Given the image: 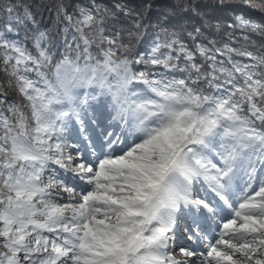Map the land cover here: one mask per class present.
Returning a JSON list of instances; mask_svg holds the SVG:
<instances>
[{"label": "snow or ice", "instance_id": "snow-or-ice-1", "mask_svg": "<svg viewBox=\"0 0 264 264\" xmlns=\"http://www.w3.org/2000/svg\"><path fill=\"white\" fill-rule=\"evenodd\" d=\"M241 3L264 15V0ZM34 6L51 11L0 0V264H196L199 239L200 264H264V54L193 51L165 28L147 37L121 3L69 13L57 0L53 34ZM29 25L31 37H9ZM96 96L131 140L88 115Z\"/></svg>", "mask_w": 264, "mask_h": 264}, {"label": "trees", "instance_id": "trees-1", "mask_svg": "<svg viewBox=\"0 0 264 264\" xmlns=\"http://www.w3.org/2000/svg\"><path fill=\"white\" fill-rule=\"evenodd\" d=\"M34 5L41 2L46 4L51 11L41 9L37 12L36 7H33V12L36 13V19L39 22L41 30L49 29L55 33L57 28L56 13L53 7L57 0H27ZM66 5H69L67 11L74 13L76 8H91L99 5L101 9L114 11L116 3L127 4L131 9L140 13L143 16L144 28L141 32L147 37L155 35L161 28H165L170 32H175L180 39L193 51L196 44H203L209 48L222 47L223 44L229 43L235 48H244L256 54H264V32L252 31L250 29H241L237 27L236 16H243L245 19L252 21L255 24L264 26V15L254 12L241 3V0H64ZM150 5V7H148ZM42 13V15H41ZM103 14V13H102ZM33 26L29 25L28 30L20 28L18 32L9 34L11 39H23L26 35L31 37L30 31ZM63 27V23L59 25ZM199 29V32H197ZM191 33V36H189ZM231 38V39H230ZM125 43H129L125 39ZM132 51H145L147 48V40L137 45L134 39L131 42ZM26 46L35 54V49L32 48V40L29 38L26 41ZM95 48L93 52L95 53ZM220 59L221 57H217ZM234 59H242L235 57ZM196 62L200 63L201 58L197 55ZM243 62H248L246 58ZM181 66L183 59L181 58ZM142 70L140 66L135 69ZM159 71L160 69H152ZM186 75V74H185ZM177 78H181L178 76ZM6 80V77L0 72V81ZM198 87L211 92L207 88L206 82H198ZM10 99H15L23 103V99L15 92L14 89H6Z\"/></svg>", "mask_w": 264, "mask_h": 264}, {"label": "rangeland", "instance_id": "rangeland-1", "mask_svg": "<svg viewBox=\"0 0 264 264\" xmlns=\"http://www.w3.org/2000/svg\"><path fill=\"white\" fill-rule=\"evenodd\" d=\"M89 91H91V89H89ZM79 95H80L81 99L84 98V90L83 89L79 90ZM93 95H95V93H93ZM86 107H87L88 115L90 117L96 119L97 117H99V115H101L103 117V119H105L104 121L107 122L105 125L112 124L114 127H116L117 124L120 125V127L118 128L119 134H117V136H119L120 133L123 132V135L120 138L121 140H124L125 137H127L129 140H131L133 138V137H129L128 136L127 129L124 127L122 121H119V120H115L114 121V120H112V115H114V113L110 114L111 113V109L107 106V98L106 97H104V96H96V99H94V100L93 99H89L88 102H87ZM94 110H98L97 115L95 114ZM92 113H94V115H92ZM72 123L75 126V121H73ZM106 128L108 129V127H106ZM109 132H112V131H109ZM67 134H70V133H66V138H67ZM115 138H116V136L113 139H115ZM68 141L69 142L70 141H74V136H71L70 139H68ZM69 150L71 151V149H69ZM199 189H200V185H196L195 189H194V192H193L194 197L196 195V192L199 191ZM199 194L200 195L201 194L204 195L203 192H200ZM226 210L227 209H225V211ZM227 212H228V210H227ZM228 218H231V217L229 216ZM215 221L217 222V225L222 226L223 221L220 220L219 217H217L215 219ZM182 223H184V221L181 222V224ZM187 225L190 226L189 224H187ZM184 227H185V225L181 229L183 230ZM220 230H221L220 227H217V230H216L217 234L211 238L213 243H215V239L219 238L218 233L220 232ZM198 252H199L198 256H194L192 258H189V259L195 260L196 264H200V261L202 259V257L200 256V252L201 251H198ZM177 253H178V249H177Z\"/></svg>", "mask_w": 264, "mask_h": 264}]
</instances>
